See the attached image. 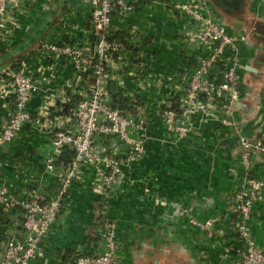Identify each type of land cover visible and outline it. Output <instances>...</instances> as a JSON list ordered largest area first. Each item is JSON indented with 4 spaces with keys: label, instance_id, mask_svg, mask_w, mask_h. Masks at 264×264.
Here are the masks:
<instances>
[{
    "label": "crops",
    "instance_id": "1",
    "mask_svg": "<svg viewBox=\"0 0 264 264\" xmlns=\"http://www.w3.org/2000/svg\"><path fill=\"white\" fill-rule=\"evenodd\" d=\"M182 1L186 0H143L135 9H129V1L125 0L113 12L108 30L111 37L123 40L119 53L107 62L110 94L113 99L117 95L124 97L125 109L143 115L145 145L150 149L159 145L155 137L163 136L160 104L180 92L181 82H170L165 77L176 70L189 73L199 53L185 39L196 21L175 8V3ZM70 2L17 0V26L0 43V69L17 65L27 70V66L36 78L45 80L27 103L32 119L23 123L16 137L0 152V183H6L16 194L41 183H48V193L56 188V175L44 170L43 165L51 149L47 127L55 114L46 113V106L51 104L53 110L54 103L71 94V104H75L91 91L94 82L91 65L83 68L66 57L51 61L39 48L41 40L75 44L95 40L89 30V6L76 0ZM209 2L212 16L227 21L228 15ZM244 2L242 18L232 25L234 31L248 33L255 24L264 27V2ZM84 52L93 53L90 48H84ZM241 54L246 64L243 97L236 102L235 109L241 127L236 133L228 131L217 150L208 156L196 149L199 156L193 158L195 150L194 156L190 150L188 159L193 164H206L204 173L174 170L160 174L162 178L174 179V185L163 183L147 193L150 197L138 198L143 190L138 192L125 186L111 195L99 194L92 187L94 170L89 167L90 171H83V181L71 183L63 222L52 224L40 241L42 254L32 258L31 264H72L70 259L78 252H93L101 243L96 235V212L117 220L116 264H231L242 246L236 193L250 175L264 178V156H256L250 175L238 158L242 148L240 132L253 134L264 127V38L254 40L249 36L248 42L242 43ZM96 58L94 62L99 59ZM11 105L9 101L5 106L0 98V123L2 114ZM208 126L200 133L205 139L200 137L198 142L191 136L183 140L186 151L192 144L213 142L215 134L212 126ZM226 128L223 127L224 133ZM138 134L139 131L133 133ZM167 160L171 162V158ZM233 163L238 165L229 171ZM184 179L190 180L188 185L182 184ZM157 194L164 199L156 200ZM167 196L171 197L168 202ZM190 216L218 218L210 233H205L189 223ZM248 225L257 246L264 250V189L254 204Z\"/></svg>",
    "mask_w": 264,
    "mask_h": 264
},
{
    "label": "built area",
    "instance_id": "2",
    "mask_svg": "<svg viewBox=\"0 0 264 264\" xmlns=\"http://www.w3.org/2000/svg\"><path fill=\"white\" fill-rule=\"evenodd\" d=\"M76 1L89 6V30L95 40L81 44L41 40L39 48L51 61L66 57L83 68L86 64L91 65L94 82L91 91L84 93L77 103L71 104V94L54 103L53 110L51 104L46 106V113L55 114L47 127L51 149L46 153L43 165L44 170L56 175V188L48 193V183H41L16 194L6 183H0V264H31L32 258L42 254L40 241L54 222H63V208L69 187L73 181L83 179L84 167L94 170L93 189L99 194L111 195L120 185V174L115 154L111 151V155H106V149L110 146L111 149H118L121 145L128 150L138 148L142 143L144 145L143 140L139 139L146 136L141 115L114 105L109 91L107 62L119 53L123 43L112 38L108 30L112 13L125 0ZM128 1V8L135 9L143 0ZM259 2L263 3L264 0ZM17 5V0H0V43L3 36L7 32L12 33L17 26ZM175 8L190 14L196 21L195 28L188 32L185 39L199 53L189 73L176 70L167 74L166 80L181 82L180 92L177 97L164 100L160 110L166 122L171 124L176 120V123L178 121L181 124H178L179 128L183 129L197 111L195 106L208 103L210 95L218 89L230 93L235 107L236 102L241 101L246 69V64L241 60L242 43H247L249 36L254 40L264 38V27L255 24L250 32L237 33L225 19L212 16L209 0L176 2ZM84 48H90L93 53L85 54ZM95 56L99 59L94 62ZM26 68L8 65L0 69V98L5 106L9 101L12 102L1 116L0 152L16 137L23 123L32 119L27 103L40 84L45 82ZM173 98L178 101V110L173 106ZM136 131L139 134L133 135ZM239 139L242 148L238 158L250 175L258 159L256 156H264V127L253 134L240 132ZM106 141H109V146ZM66 146L75 151L69 162L60 158ZM263 189L264 178L250 175L236 193L242 246L231 264H264V250L257 246L248 225L254 204L262 196ZM217 218L198 219L190 216L189 223L210 233ZM113 221L114 218L108 214L98 218L96 235L101 240L100 245L93 252H78L70 262L116 264L118 244Z\"/></svg>",
    "mask_w": 264,
    "mask_h": 264
},
{
    "label": "rangeland",
    "instance_id": "3",
    "mask_svg": "<svg viewBox=\"0 0 264 264\" xmlns=\"http://www.w3.org/2000/svg\"><path fill=\"white\" fill-rule=\"evenodd\" d=\"M209 1L214 3L216 9H220L213 0ZM223 11L228 15L227 22H229L231 26H235V24L238 22L237 18H242V14L244 12L241 10H237L236 12L231 13H228L225 10ZM230 96V93L224 89H218L217 91H215V93H212V95H210L208 103L204 102L195 106L197 108V111L192 114V120H188L187 127L183 129L179 128V125L181 126V124H179L178 121L176 123L175 120L170 124L166 122V120L162 117V124L164 126V129L160 134L163 136L155 137L154 140H157V142H159V145L152 147L151 149L146 147L145 145L146 136L139 137V139L143 140L144 145L142 143V145L138 148H129L128 150H126V146L121 145H119L118 149H111V146L107 148L106 155H111V151H113L112 153L115 154L117 158L118 163L116 164V167L119 168L118 172L120 174V181H118L120 185H118V188L125 186L135 188L138 192L140 190H143L139 192L138 198H148L150 196H148L147 193L150 191L153 192V189L155 187H159L163 183H166L168 186L174 185V179H168L164 176V178H162L160 177V174H169L174 170L178 172L200 171L201 173H204L203 171L205 170L206 164H202L201 162L193 164L192 162H190L191 159L189 160L187 156L190 155V150L192 155L194 154L192 151L195 150V157L193 158H197V155L199 156V154H197L196 149H201V151H203L202 154L208 156V153H211L213 151L215 152L217 150L220 140L227 137L228 131L233 130L232 132L234 133L239 132L241 124L235 115L236 107L235 105H232ZM141 117V123L143 125V121L145 118L143 117V115ZM207 126H212L211 129L213 131V134H215L213 142L210 144L202 142L201 146H195L194 144H192L191 148H188V151H186V147L183 146L185 141L184 139L191 136V138L196 137L197 141L200 137L202 139H205L203 134L200 133ZM224 126L227 127L225 129V133L222 131ZM197 141L194 142L197 143ZM213 144L214 147L212 148ZM106 145L109 146V141H106ZM205 150L206 152H204ZM167 158H171V162H166L165 159L167 160ZM237 165V163H233V165L229 167V171L234 170V166ZM199 167L201 168L197 169ZM88 168L89 167H84V171H90ZM81 180L83 181V179H79V181ZM189 181L190 180L184 179L182 184L188 185ZM155 197L156 200L160 201L164 199L159 194L155 195ZM168 198L171 197L167 196L165 201L168 202ZM183 198H185V195H183ZM96 213V218H101L103 216L102 212ZM113 222L114 225L117 226L116 218H114Z\"/></svg>",
    "mask_w": 264,
    "mask_h": 264
},
{
    "label": "trees",
    "instance_id": "4",
    "mask_svg": "<svg viewBox=\"0 0 264 264\" xmlns=\"http://www.w3.org/2000/svg\"><path fill=\"white\" fill-rule=\"evenodd\" d=\"M112 38H115V37H112ZM115 39H117V40H119L120 42L123 43V40H120L118 38H115ZM96 57L97 56H95L94 59H97ZM113 103H114V105H120V106L122 105L123 108L126 107V99L124 97H122V96H118L117 95V97H115L113 99ZM173 106L178 110V101L177 100H173ZM74 154H75V151L73 149H71V148L66 146L64 148L60 158L62 160H64V161H66V162H69L73 158Z\"/></svg>",
    "mask_w": 264,
    "mask_h": 264
},
{
    "label": "water",
    "instance_id": "5",
    "mask_svg": "<svg viewBox=\"0 0 264 264\" xmlns=\"http://www.w3.org/2000/svg\"><path fill=\"white\" fill-rule=\"evenodd\" d=\"M214 2L228 13H231L232 10L243 9L246 6L244 0H214Z\"/></svg>",
    "mask_w": 264,
    "mask_h": 264
},
{
    "label": "flooded vegetation",
    "instance_id": "6",
    "mask_svg": "<svg viewBox=\"0 0 264 264\" xmlns=\"http://www.w3.org/2000/svg\"><path fill=\"white\" fill-rule=\"evenodd\" d=\"M214 1V0H213ZM238 11H242V9H237ZM237 10H232L231 12H236Z\"/></svg>",
    "mask_w": 264,
    "mask_h": 264
}]
</instances>
